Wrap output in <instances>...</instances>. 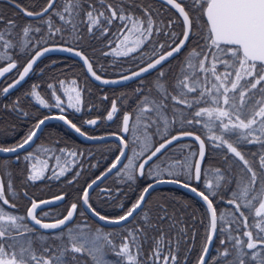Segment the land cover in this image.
<instances>
[{
	"label": "snow or ice",
	"instance_id": "obj_1",
	"mask_svg": "<svg viewBox=\"0 0 264 264\" xmlns=\"http://www.w3.org/2000/svg\"><path fill=\"white\" fill-rule=\"evenodd\" d=\"M15 2V0H13ZM88 4V9L85 11L84 4ZM168 5H171L177 10L179 16L182 17V30L180 32L173 31V27L177 23L176 20L170 19L162 29L155 26L157 22L153 19L152 10L145 8L143 16H134L133 13L125 12L122 9L115 8L111 3L107 4V11L110 15H106L103 7L97 9L93 6L91 0H66L62 9L54 11V15L63 22L64 25H72L75 30L78 26L73 22L78 18L81 12H84L85 19L82 23L87 24L89 33L94 30L107 33L108 28L104 25H110L113 20L119 19L121 21L130 20L131 26L125 24L124 27L129 32L138 33L135 40L131 43L133 46L126 47V50H121L120 45L113 48L115 55L128 56L129 54H137V50L141 46L151 44V55L148 57L151 62L146 64V67H140L139 71H132L130 75H122L120 81H127L136 77H141L142 74L149 73L151 70H159L156 80L153 81V87L159 90L162 95L159 101L153 99L149 101L147 96H144L139 104H144L143 108H139L136 119L140 120L141 116H145L148 123L145 128L156 125V132L159 136L160 121H163L164 136L159 137L163 139V143H159L158 147H154L150 141L145 140L140 151H135L136 144L134 141L126 139L124 134L130 132L129 122L131 114L125 113L122 117V128L120 134L112 133L113 137H117L119 154L116 155L110 166L102 172L95 179L87 183L83 188V195L78 198V203H72L70 208L66 209V215L62 218L51 217L49 213H43L38 218L37 210H42V206L50 205L52 201H36L31 202V206L27 208L26 216L14 214L7 211L3 205L15 209V204L9 203V198L5 194V188L2 181H0V264H65L62 257L70 256L73 264H81L78 257L88 256L92 264H105L101 258V253L105 248H110L120 260L125 261L126 264H141V245L138 241L147 238L148 228H157V224L151 223V217L145 215L141 217L143 227L136 224L133 228L128 229V235L123 238L120 245H116L111 237L114 235L109 233L102 237L99 229L95 232L90 229L85 220L81 225L75 229L68 227L72 224L75 215L84 216L85 213L98 218L110 224L133 223L136 220L137 214L143 210V205L146 202L147 195L150 190L159 183H176L181 184L180 174L178 172L168 171L169 176H176L172 180H163L165 173L163 171L153 170L152 164L154 158L159 159V155L167 147L171 146L173 142L181 140L183 137H193L194 132L183 131L184 126L202 125L204 129L212 132V135L202 139L201 136L195 135L194 138L199 142V151L192 153L198 155L193 164L187 165L188 178H194L197 182L201 180L202 161L206 156V140L208 146L214 145L215 148H225L227 153L232 154L233 157L238 158L239 172L231 174L221 170H217L220 179L217 181V188H224L229 193V198L225 201L227 206H233V220L228 226L224 224L218 225V219L223 221L224 216L221 213L218 217L217 208L214 206L213 199L218 192L212 189L211 184H205V191H198L196 187H191L190 183L184 182L182 186L189 189L191 192L199 196L206 204L207 210L210 213L209 234L207 235L208 243H211L213 236L219 233L226 236L227 239H221L220 244L223 246V251L217 250V255L212 258V264H264V153L259 154L258 163L256 156L253 154V159L250 161L245 158L238 147L241 142L248 144L259 143L264 147V0H166ZM188 3V9L183 6ZM55 0H47V5L38 12L21 9V11L28 17L35 18L41 21V25H46L50 40L56 36L57 33L63 31V27H56L52 16L48 15L50 10L54 9ZM19 8V5H16ZM119 12V15H118ZM47 16V19H43ZM3 17L0 16V21ZM203 20L204 26L208 35L203 37L205 43L193 48L181 61V76L177 78L172 87L175 94L168 92V85L165 81L167 73L163 71V64L167 63L171 58L179 56L181 52L187 47L194 30L199 26ZM159 23H163L160 21ZM15 23L8 21L7 29H0V49H4L0 53L4 58L11 61L0 70V76L9 72L11 69L17 67L16 62L12 58L11 50L16 49L17 54H29L35 50L41 42L43 37L36 39V34L41 32V27H34L26 25L20 33V39L14 41L12 39V32L8 29H14ZM163 34L166 37L165 43L157 44L159 41L156 37ZM183 37L182 39L180 37ZM127 40V37H125ZM50 47H42L41 50L35 51V55L24 66L23 71L19 73V79L14 84H10L8 88L3 89L7 94L9 89L19 84L29 75L33 70L34 64L44 55L52 51H67L80 57L85 65H87L88 72L97 81L103 84H116L118 80L102 79L101 75H97L93 71L92 63L89 62L88 57L81 51L76 50L75 47L56 46L54 44ZM48 43V41H45ZM165 49H170L166 50ZM219 52L221 55H216ZM230 53V56L228 55ZM144 53L141 51L133 56L134 59L143 57ZM227 56L228 58H225ZM195 61V62H193ZM143 64L145 61L140 59ZM223 68L224 71H219ZM202 81H207L210 86H202ZM63 83V82H61ZM36 86H34L35 89ZM49 87H52L51 85ZM66 90V94H67ZM75 92V103H69V107L76 108L80 111L77 105L82 103L79 90H72ZM137 93L142 92V88H138ZM38 102L45 107H49L46 101L35 90L32 93ZM55 96V93H53ZM259 96V99L256 97ZM191 97V98H189ZM73 97L69 95V101ZM104 99H107L105 96ZM171 103L172 118L169 119L166 115L169 103ZM150 105V106H149ZM57 109H62V101L59 96H55V104ZM182 106V107H181ZM16 111H22L14 108ZM191 110V111H189ZM116 100L111 103V109L107 111V120H113L118 113ZM155 114V119L150 115ZM27 116V113H22ZM50 118L59 119L69 125L75 132L85 139L93 141H104L105 136H91L87 132H83L81 127L73 123L65 115L56 117L45 116L39 119L22 142L12 147H0L2 153H17L33 141L37 136L38 130ZM88 119L83 123L88 126H96L98 120ZM177 122L180 124V131L178 135H172L167 138L169 126ZM216 133H219L218 135ZM232 138V142L229 139ZM138 139V138H137ZM236 145V146H234ZM132 151V155L128 156V151ZM150 152V154H148ZM78 154L72 152L71 156L76 157ZM32 155L26 156L25 159H31ZM142 159V162L135 165L137 159ZM229 157H225L227 160ZM123 159H127V163H122ZM19 160V156H17ZM83 167V165H80ZM97 167V165H91ZM179 167L183 170L184 165L177 162L173 165H168V168ZM47 165L43 166L46 169ZM37 168L35 164L32 165V170L29 173L28 179L31 181H38L44 178V170ZM69 171L67 167H60L59 171L53 170V178L59 179ZM121 178V183L128 181H135L138 178L151 179L140 193L138 199L131 204L123 215L117 217H109L102 215L97 211L93 204L90 203V189L98 185L102 178L108 175H115ZM79 176V172L76 174ZM223 181V183H221ZM71 183V181H69ZM235 184V187L232 185ZM8 189L12 191L11 183L8 184ZM120 189H116L118 193ZM101 194H107L108 199H112L110 190H101ZM27 195V193H25ZM63 196L55 197V201H63ZM258 204V207H256ZM123 209V203L117 205ZM161 215L158 216V221L164 220L166 217L169 221H174V214H169L166 206L159 205ZM247 210V214L246 211ZM28 218L34 222L33 228H28L24 223ZM44 219H53L54 222L46 223ZM251 220V222H250ZM39 226L42 230H60L61 237L65 243L61 246V255H54V249L47 247L42 248V254L38 255L36 248L33 246V241L28 239V235H32L34 227ZM171 227L177 228L178 222L172 223ZM64 229H67V235L64 236ZM181 235L184 229H178ZM27 234V235H26ZM246 238V239H245ZM23 241V243H21ZM164 242V234L162 233L159 240H155V246L152 256L156 260H160L161 244ZM171 242L169 241V244ZM230 244V246H229ZM135 249V251H133ZM209 248L206 245L203 248V254L199 257L197 264H206V256ZM151 259V257H150ZM176 264L177 256L174 253L163 256V264ZM87 264V261H84ZM147 264V262H145Z\"/></svg>",
	"mask_w": 264,
	"mask_h": 264
},
{
	"label": "trees",
	"instance_id": "obj_2",
	"mask_svg": "<svg viewBox=\"0 0 264 264\" xmlns=\"http://www.w3.org/2000/svg\"><path fill=\"white\" fill-rule=\"evenodd\" d=\"M65 2L66 0H57L54 9L48 14L52 16V20L56 27H63L61 33H57L52 40L48 38V43H45L42 39L40 45L29 54H17L16 49L11 51L12 58L16 62L17 67L14 68L0 83V146L12 147L22 142L29 131L34 128L39 119L52 114L66 115L69 120L77 124L78 127H81L83 132H87L92 136H101L112 133L120 134L122 117L125 113L131 114L129 122L130 132L124 134L126 139L130 141L132 129L136 127V130L144 131L145 133H153L156 141L154 146L157 145L163 140L159 138L164 136L163 121H160V132L158 136L156 125L146 129L145 125L148 123L147 118L141 116V119L137 120L136 115L139 108L145 106L144 104L138 105V102L141 101L144 96H147L149 101L153 99L159 101L161 99L162 93L153 87V81L156 80L158 70L148 76L123 86L106 87L93 82L79 61L70 57L55 55L47 57L41 61L27 81L17 90L6 97L2 96V88L17 77L31 55L42 46L53 44V40L54 43L65 44L80 49L91 60L97 73L104 77L125 75L151 61L148 58L151 55V44L141 46L144 56L137 59H134L133 56L137 55L141 49L137 50V54H129L128 56L115 55L113 53L112 49L116 48L117 44L120 41H123L125 35L128 34L129 31L124 25L128 24L130 27V20L121 21L115 19L110 25H104L108 28L107 33L96 30H94L93 33H89L87 30V24L82 23L85 19V15L84 12H81L80 16L73 22L78 26L74 30L72 25H64L63 22L53 14L54 11L62 9ZM91 2L97 9L103 7L106 15H110L107 11V4L109 3L117 9H122L125 14L131 12L134 16L138 17L143 16V10L145 8H150L152 10L153 19L157 22L154 27L159 26L163 29L168 20L174 19L177 23L172 30L176 32L182 30V20L180 16L172 7L160 0H91ZM188 2L190 3L191 0H188ZM17 4L19 5V8L16 6ZM46 5L47 0H15V2H13V0H0V11L3 12L4 17L2 28L8 24L9 20L16 22L17 30H20L24 25H32L37 22L41 23L40 20L29 19L21 9L38 12ZM183 6L186 10L188 9V3ZM83 8L86 11L88 9V4H84ZM43 19H47V16ZM160 21H163V23H159ZM42 28L43 32L36 35V39H40V37L45 38L48 29L46 25H43ZM196 29L194 30L185 50L179 56L163 66V71L167 73V76L164 79L168 85L169 93L175 94L172 85L176 79L181 76V61L184 60L190 49L196 48L198 45H203L205 43L203 37H206L208 33L203 20ZM20 33L21 30L17 31L15 36L19 38ZM180 38H182V36ZM156 40L159 41L156 45L157 48H159V44L165 43L166 37L163 34H160L156 37ZM121 50H126V47H122ZM166 50L169 49H165V51ZM140 59H143L145 62L142 64ZM10 62L11 61L8 59L3 61L0 60V68ZM70 80H76L80 89L82 103L77 105V107L80 108V111H76V108H70L64 104H62L63 110L57 109L53 106L55 104V96H53V93H55L54 91H57L59 83L62 81L69 82ZM50 85L52 87H49ZM34 86H36L35 89ZM138 88H142L141 93H137L136 90ZM34 90L40 94L49 107H45L38 102L36 97L32 95ZM105 96L107 99H104ZM113 100H116L119 111L114 116L113 120L109 121L106 118V114L107 111L111 109V103ZM168 103L169 108L166 115L171 119V103ZM14 108H18L22 111H16ZM22 113H27L28 115L25 116ZM150 115L155 119L154 113H150ZM97 117L100 119L96 126H88L83 123L88 119H96ZM180 130L179 122L170 125L167 137ZM182 130L195 132L202 136L203 139L212 134V132L204 129L202 125L195 124L184 126ZM226 138L229 139V142H232V138ZM205 142L207 146V156L203 168L202 180L199 183H196L194 178L189 180L186 176L187 174H183L184 172L182 173V171H185L186 167H184L183 170L179 167L168 168V165L176 164V162L182 163V161L187 159V143L193 144V146L196 147L193 142L185 141L172 146L152 164V167L155 166V168H159L162 166L163 169H180L181 172H177L181 173L180 179L182 181L194 185L200 191H205L206 194H208V190L205 189V184H211V190L217 191L218 195L216 197L210 196V199H213L214 206L217 208L218 217L221 213L224 216L223 221L218 219V225L224 224L225 226H228L233 220V206H227L225 204V201L229 198L228 191L222 187L217 188V181L220 179L217 170L219 169L224 172L236 174L239 172V164H242V162H239L238 158L233 157L232 154L227 153L226 147L215 148L214 145L208 146L207 140ZM39 143L40 145L46 146V148H41L42 154L46 153V151L53 153L50 157L53 161L52 167H56V172L59 171L60 167H67L69 171L59 179L53 178V171H50L46 173L47 175L44 174L45 176L41 180L31 181L28 179L30 173L29 160H26L21 156L18 161H14L13 157L6 158L0 156V181L4 184L5 194L9 198V203L16 205L15 209H11L7 205H3V207L14 214L26 216L27 208L31 205L33 200L50 198L60 194L64 195V201L59 205L43 209L39 212V217H41L43 213H49L51 217L61 218L63 215H66V209L70 208L72 203H78L79 208L80 204L78 198L83 195V188L87 186V183H90L91 180L95 179L110 166L116 155L119 154L118 148L120 146L115 141L88 144L79 139L73 132L59 122H52L44 128L39 137ZM237 147L238 150L245 155V158L250 161L253 159V154H255L257 163L259 154L264 153V147L259 143L248 144L242 141ZM72 152L78 154L74 157V163H68V161L63 160L66 156L70 157ZM55 153L57 154L56 156H60V160L62 161L60 167L56 165V158H54ZM196 156L197 155L191 156L192 164L195 162ZM226 156L229 157L227 160L225 159ZM141 159L142 158L139 160ZM160 160L163 161V164L159 163ZM94 164L97 165V167H91V165ZM80 165H83V167H80ZM77 172H79V176L76 175ZM122 177V175L121 177L115 175L111 176L90 195V203H92L93 207H95L97 211H100L102 215H107L109 217L123 215L124 212L131 207V204L138 199L143 188L148 183L152 182L151 179L138 178L135 181L121 183L120 180ZM69 181H71V183H69ZM9 183L12 185L11 192L8 189ZM221 183H223V181H221ZM232 187H235V184H233ZM102 189L110 190L112 199H108L107 194L102 195ZM116 189H120V191L117 193ZM25 193H27V195H25ZM120 203H123V209L117 206ZM0 205H2V202H0ZM159 205L166 206L168 213L170 215L174 214L175 220L170 222L166 217L164 220L158 221V216L162 214ZM256 207H258V204H256ZM245 211L247 214V210ZM145 215L150 216L151 223L157 224L160 230H157V228H148L146 229L147 238L138 241L141 245V264H145V262H147V264H163V256L170 255V253H174L177 256L176 264H197L199 257L203 254V248L207 243L210 213L203 201L178 187L165 186L153 191L146 200L143 210L137 214L136 220L133 221V223H127L122 226L107 227L100 225L87 212L84 216L79 215L78 212L72 224L68 227L73 226L76 223L83 224L86 220L91 230L101 228L106 232L113 231V236L115 238L118 236L116 240L122 241L123 238L128 235V229L133 228L136 224H139L141 227L144 226L141 217ZM81 219H83V221H80ZM176 222H178V227H171V224ZM24 223L28 228H33L28 222V219L24 221ZM178 229H184L182 235ZM66 230L67 229H64V235L67 234ZM39 233L42 234L40 236L41 238H38ZM162 233L164 234V242L161 244L163 251L161 252L160 260H156L155 257L152 256V253L155 246V240H159ZM60 236V230L46 232L34 227V232L31 237L33 246L37 250V254H42L40 250L47 247L55 250L53 253L54 255H61V246L65 242L64 240H61ZM46 237L48 239L44 240L43 238ZM221 239L227 238L226 236L217 233L214 247L207 264H212V258L217 255V250L223 251V246L220 244ZM169 241L171 242L170 244ZM106 250L108 252L106 253V260L110 264H126V262L120 260L110 248H106ZM133 251H135V249H133ZM108 257L110 258L108 259ZM62 259L65 260V264H73L70 256L62 257ZM78 259H80L81 264H84V261H87V264H92V261L88 256L82 258L78 257ZM169 264H171L170 259ZM253 264H255V262H253Z\"/></svg>",
	"mask_w": 264,
	"mask_h": 264
},
{
	"label": "water",
	"instance_id": "obj_3",
	"mask_svg": "<svg viewBox=\"0 0 264 264\" xmlns=\"http://www.w3.org/2000/svg\"><path fill=\"white\" fill-rule=\"evenodd\" d=\"M160 1H162V2H164V3H166V0H160ZM56 2H57V0H55V4H56ZM177 2H180L179 0H177ZM167 4V3H166ZM55 6V5H54ZM170 7H172L171 5H169ZM173 8V7H172ZM176 12H177V10L175 9V8H173ZM51 11V10H50ZM177 14L179 15V13L177 12ZM28 17V16H27ZM28 18H30V19H35V18H32V17H28ZM181 18V20H182V17H180ZM192 37V36H191ZM183 38V37H182ZM181 38V39H182ZM191 39V38H190ZM189 43V42H188ZM56 46H63V47H72V46H68V45H65V44H55ZM188 45V44H187ZM50 46H53V44H51V45H47V46H44V47H50ZM39 50H41V48L39 49ZM76 50H78V51H81L80 49H78V48H76ZM170 50V49H169ZM185 50V49H184ZM183 50V51H184ZM38 51V50H37ZM182 51V52H183ZM82 52V51H81ZM181 52V53H182ZM85 54V53H84ZM35 55V54H34ZM55 55H59V56H65V57H70V58H73V59H75V60H77V61H79L82 65H83V67H84V69H85V71H86V73H87V75L89 76V78L93 81V82H95V83H97V84H99V85H101V86H106V87H118V86H123V85H126V84H129V83H131V82H134V81H136V80H139V79H141V78H143V77H145V76H148V75H150V74H152L153 72H155V71H157L158 69H159V66H158V69L157 70H151L149 73H145V74H142L141 75V77H136V78H133V79H129V80H127V81H120V77L122 76H117V77H104V76H102V79H108V80H118V81H120L119 83H116V84H107V85H105V84H103L101 81H97V80H95V78L91 75V73L90 72H88V70H87V65H85L84 63H83V61H82V59L80 58V57H77L76 55H74L73 53H70V52H67V51H52V52H49V53H47L46 55H44V56H42L38 61H37V63L36 64H34V66H33V70L36 68V66L42 61V60H44L45 58H47V57H50V56H55ZM86 55V54H85ZM87 56V55H86ZM88 57V56H87ZM177 57V56H176ZM175 58V57H174ZM174 58H171L168 62H170L172 59H174ZM31 59V58H30ZM29 59V60H30ZM89 59V58H88ZM28 60V61H29ZM27 61V62H28ZM89 62H91V60L89 59ZM151 62V61H150ZM167 62V63H168ZM92 63V62H91ZM27 64V63H26ZM26 64L24 65V66H26ZM166 63H164L163 64V66L165 65ZM92 66H93V64H92ZM5 67H7V65L5 66ZM142 67H146V64L144 65V66H142ZM4 68V67H3ZM3 68H1L0 70H2ZM24 68V67H23ZM23 68L21 69V71L20 72H22L23 71ZM13 69H11L9 72H6V73H4V75L3 76H0V82L12 71ZM33 70L32 71H30V73H29V75L28 76H26L25 77V79L23 80V81H21L19 84H16L13 88H11V89H9V92L7 93V94H5V95H9V94H11L12 92H14L15 90H17L20 86H22L26 81H27V79L29 78V76L31 75V73L33 72ZM93 71H95L96 72V70L94 69V66H93ZM134 71H139V68L138 69H136V70H134ZM96 74L97 75H99L97 72H96ZM131 74V72H129V73H127V74H125V75H130ZM19 79V74H18V76H17V78L15 79V80H13L10 84H14L15 83V81L16 80H18ZM9 84V85H10ZM9 85H7L5 88H8V86ZM4 88V89H5ZM56 116H59V115H49V117H56ZM52 122H60V123H62L66 128H68L69 130H71L77 137H79L81 140H83V141H85V142H87V143H102V142H108V141H115V142H117L118 143V139H117V137H113L111 134H106V135H101V136H105L106 137V139L104 140V141H93V140H88V139H85L83 136H81V135H79V134H77L76 132H75V130H73L69 125H67L64 121H61V120H59V119H55V118H50V119H48L47 121H46V123L41 127V129L40 130H38V133H37V136L36 137H34V139H33V141H31L28 145H26L25 146V148L24 149H22V150H18V152L17 153H2V152H0V156H3V157H11V156H15V155H17V154H21V153H23V152H25V151H28L29 149H31L32 148V146L36 143V141H37V139L39 138V136H40V134H41V132H42V130L44 129V127L45 126H47L48 124H50V123H52ZM179 133V132H178ZM178 133H175V134H173V135H178ZM119 135V134H118ZM195 135H199V134H197V133H195L194 132V136ZM194 136L193 137H183L181 140H179V141H176V142H173V144L171 145V146H169V147H167L166 148V150H164L163 151V153L165 152V151H167L170 147H172V146H174L175 144H177V143H179V142H182V141H187V140H189V141H193L195 144H196V146H197V149H198V151H199V142L198 141H196L195 140V138H194ZM200 136V135H199ZM169 139L171 138V136L170 137H168ZM201 138H202V136H201ZM203 139V138H202ZM160 143H163V141L162 142H160ZM119 144V143H118ZM159 146V144L156 146V147H158ZM154 150V149H153ZM150 154V153H149ZM159 156H161V155H159ZM206 156H207V146H206ZM206 156H205V159L202 161V173H201V180H202V176H203V168H204V164H205V160H206ZM197 159H199V157H198V155H197V158H196V160ZM125 160L126 159H123L122 160V163H124L125 162ZM156 160V158H154V161ZM195 160V161H196ZM142 162V161H141ZM112 175H108L106 178H102L101 179V181H99L98 182V185L97 186H95L93 189H90L89 190V192H90V195L92 194V192L94 191V189L95 188H97L99 185H101L105 180H107L109 177H111ZM163 180H172V179H163ZM200 180V181H201ZM194 181L196 182V183H199V182H197L196 180H195V178H194ZM184 182L182 181V183L181 184H176V183H168V182H165V183H159V184H156L155 185V187L153 188V189H151L150 190V193L147 195V198H146V200L148 199V197L151 195V193L153 192V191H155L156 189H158V188H160V187H165V186H174V187H178V188H180V189H183V190H185V191H187L188 193H190V194H192V195H194L195 197H197L198 199H200L201 201H203L199 196H197L196 194H194L193 192H191L189 189H187V188H184L183 186H182V184H183ZM191 185V184H190ZM191 187H195L194 185H191ZM197 190L198 191H200L198 188H197ZM59 196H63V195H59ZM55 197H57V196H55ZM55 197H51V198H47V199H42V200H44V201H52L53 203L52 204H50V205H46V206H42V210L43 209H46V208H49V207H53V206H56V205H59V204H61L63 201H55ZM42 200H35L37 203H39V201H42ZM204 202V201H203ZM145 204V203H144ZM204 204H205V202H204ZM144 206V205H143ZM39 211H41V210H37V215H38V212ZM92 218H94L99 224H101L102 226H107V227H111V226H122V225H124V224H126V223H124V222H122L121 224H110V223H106V222H104V221H100L98 218H96L95 216H93V215H91L90 213H88ZM38 217V216H37ZM75 218V217H74ZM28 221H29V223L30 224H32L33 226H34V222H31L30 221V218H28ZM43 222H46V223H50V222H54V221H43ZM35 228H37V229H40L39 228V226H35ZM46 231H54V230H46ZM216 236H217V234L216 235H214L213 236V240L211 241V243H208V241H207V243H206V245L208 246V248H209V252H208V254H207V256H206V264H207V262H208V260H209V258H210V254H211V252H212V249H213V247H214V242H215V239H216Z\"/></svg>",
	"mask_w": 264,
	"mask_h": 264
},
{
	"label": "rangeland",
	"instance_id": "obj_4",
	"mask_svg": "<svg viewBox=\"0 0 264 264\" xmlns=\"http://www.w3.org/2000/svg\"><path fill=\"white\" fill-rule=\"evenodd\" d=\"M15 23V25H16V27L12 30V29H8L9 31H11L12 32V39L14 40V41H18L19 39H20V37L18 38V37H16L15 36V34L17 33V31H20V30H22L26 25H24V26H22L21 27V29L20 30H17V24H16V22H14ZM132 23V22H131ZM131 23H130V26H131ZM32 26H34V27H41V32H43V28H42V25H41V23L40 22H37V23H35V24H32ZM3 29H7V25L3 28ZM197 30V29H196ZM40 32V33H41ZM40 33H37V34H40ZM196 34V33H195ZM138 34H133V33H131V32H128V34H126L125 35V37H127V40L124 38V40L123 41H120L117 45H120V48H124V47H130V46H133L132 45V41L133 40H135V38H136V36H137ZM197 35V34H196ZM48 38H49V35H48V30H47V33H46V36H45V38L43 37V40L44 41H47L48 40ZM42 40V39H41ZM191 50V49H190ZM5 50L4 49H0V53H3ZM12 51V50H11ZM216 55H221V53H219V52H217L216 53ZM229 56H230V53L228 54ZM225 58H228L227 56H225ZM6 58H4L2 55H0V60H5ZM193 62H195V61H193ZM219 71H224V69L223 68H220L219 69ZM180 78H182V76H180ZM63 83H59V85H58V87H57V91H54L55 92V96H59L60 97V99H61V101H62V104H64V105H66V106H68L69 107V103H75V92L74 91H72V90H74V89H76V90H79L80 91V89H79V86H78V83H77V81L76 80H70L69 82H65V81H62ZM202 86H210L209 84H208V82L207 81H202ZM66 90H68L67 91V94H66ZM69 95H71L72 97H73V99L71 100V101H69ZM257 99H259V96H257ZM70 108H73V107H70ZM217 135L219 134V133H216ZM212 135V134H211ZM138 138V139H137ZM151 141H150V140ZM145 140H148V141H150V143L154 146V144H155V137H154V135H153V133H145L144 131H139V130H136V127L135 128H133L132 129V132H131V136H130V141H134L135 142V144H136V147H135V151H140L141 150V147H142V145H143V143L145 142ZM156 146V145H155ZM43 148L44 147H46V146H42ZM187 149H186V160L185 161H182V164L184 165V167H186V169H185V171H182V173L183 174H187L188 173V168H187V165H189V164H192V158H191V156H193L192 155V153H197V148L196 147H194L193 146V144H190V143H187ZM29 154H31L32 155V158L29 160L30 161V171L32 170V165L33 164H35L36 166H37V168H40V169H43V166L44 165H47V168L46 169H43L44 170V174L45 175H47L46 173H48V172H50V171H53V170H55L56 169V167H52V164H53V161H52V158L50 157V156H52L53 155V153H49L48 151H46V153H36V152H30V153H28L27 154V156H29ZM133 153H132V151L130 150L129 151V156H131ZM57 154L55 153V157L54 158H56V160H55V162H56V165L58 166V167H60V165H62V161L60 160V156L58 155V156H56ZM79 157V156H78ZM63 160H65V161H68V163L70 162V163H74L75 162V158L73 157V156H71V154H70V157H68V156H66V157H64V159ZM138 160L139 159H137L136 161H135V165H137V162H138ZM128 162V161H127ZM126 162V163H127ZM163 161H159V163H162ZM158 163V164H159ZM177 163V162H176ZM163 164V163H162ZM183 167V168H184ZM153 170H154V172L155 171H157V170H159V171H163L165 174L162 176V177H160V178H168V179H175L176 178V176H169L168 174H167V172L168 171H173V172H177V171H179V172H181V170L180 169H175V170H171V169H168V168H164L163 169V167L161 166V167H159V168H155V166H153ZM44 175V176H45ZM121 175L123 176V173H121ZM187 177H188V175H186ZM209 182V181H208ZM210 183V182H209ZM80 221H83V219H81ZM78 225H81L82 226V224L81 223H76V224H74L73 226H70L71 228H73V229H75ZM97 229H99L100 230V233H102V239H103V236L104 235H107V234H109V233H112L113 234V231H111V232H106L105 230H102L101 228H97ZM96 230V229H95ZM95 230H93V232H95ZM66 233H67V230H66ZM42 234H38V238H41L40 236H41ZM67 234H65L64 236H66ZM61 237V236H60ZM118 238V236L115 238L114 236H112L111 237V239L113 240V242L116 244V245H120L122 242H123V240L122 241H117L116 239ZM28 239L29 240H32V237H31V235H29L28 236ZM44 240H46V239H48L47 237L46 238H43ZM61 240H64L62 237H61ZM45 242V241H44ZM65 242V241H64ZM21 243H23V241H21ZM51 244V243H50ZM106 253H108L107 252V250H106V248L102 251V253H101V258L105 261V264H110L106 259H107V257H106ZM109 256V255H108ZM110 257H108V259H109Z\"/></svg>",
	"mask_w": 264,
	"mask_h": 264
},
{
	"label": "flooded vegetation",
	"instance_id": "obj_5",
	"mask_svg": "<svg viewBox=\"0 0 264 264\" xmlns=\"http://www.w3.org/2000/svg\"><path fill=\"white\" fill-rule=\"evenodd\" d=\"M0 16L3 17V12H1V11H0ZM3 18H4V17H3ZM3 21H4V19H3L2 21H0V29H3V28H4V27L2 28V22H3ZM36 35H38V34H36ZM17 76H18V75H17ZM16 78H17V77H16ZM16 78H15V79H16ZM15 79H14V80H15ZM10 83H11V82H10ZM10 83H9V84H10ZM9 84H7V85H9ZM7 85H5V86L2 88V92H1V94H2L3 97H6V96H7V95H5L4 92H3V89H4ZM45 127H46V126H45ZM45 127H44V128H45ZM43 130H44V129H43ZM43 130H42V132H43ZM42 132H41V133H42ZM40 135H41V134H40ZM39 137H40V136H39ZM42 146H44V145H40V143H39V138H38L37 141H36V143L32 146L31 149H29L28 151H25V152H23V153H21V154H17V155H15V156H12V157L14 158L13 160H14V161H18V160H17V156H19V158L22 156V157L25 159V157L27 156V154L30 153V152H36V153L39 152V153H42V150H41V148H43ZM0 147H1V146H0ZM44 148H46V147H44ZM15 158H16V160H15ZM28 160H30V159H28ZM41 211H42V210H41ZM48 221H52V220H48Z\"/></svg>",
	"mask_w": 264,
	"mask_h": 264
}]
</instances>
